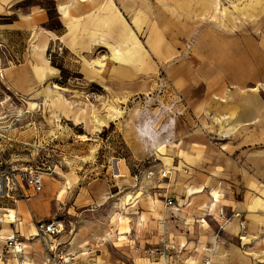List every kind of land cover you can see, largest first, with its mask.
<instances>
[{"label": "crops", "instance_id": "obj_1", "mask_svg": "<svg viewBox=\"0 0 264 264\" xmlns=\"http://www.w3.org/2000/svg\"><path fill=\"white\" fill-rule=\"evenodd\" d=\"M12 1L0 0V14ZM50 1L59 24L56 30L43 27L48 16L39 6L38 19L26 37L22 36L26 29L17 23L0 25V42L14 61L3 68L4 91L32 96L29 110L42 106L40 95L51 91L43 85L53 83L58 74L45 55L51 41L58 40L72 59L64 67L72 71L76 65L83 86L95 87L99 97L144 105L145 116L155 107V114L139 130L159 140L154 152L170 145L166 152L173 159L172 171L168 170L172 187L158 205L146 200L148 208L159 209L143 260L264 264V88L259 87L264 83V56L253 37L242 36L236 15L219 7L218 0ZM89 63L97 68L86 69ZM164 80L172 87L168 95H161ZM40 126L46 125L34 121L22 126L25 130L10 129L14 139L7 151L10 162H22L27 152L43 147L46 139ZM75 138L72 135L70 140ZM146 153L152 154V149ZM58 172L62 171L55 168L43 177L39 193L24 187L28 200H15V193L14 198L0 199L11 205L0 208L4 210L0 211V264L12 232L26 239L34 235L36 222L50 221L46 218L51 206L40 194ZM69 172L78 175L79 168L65 173ZM111 178L105 177L110 183ZM111 188H118L117 184ZM166 200H172L177 210L167 207ZM125 217L119 216L110 229L115 232L103 237L126 238L117 230L120 220H129ZM58 235L48 238L56 251L74 249L71 238L64 241ZM102 242L96 241L97 246ZM25 249L27 264L42 263L45 248L40 241L26 239ZM149 249L157 255L147 257Z\"/></svg>", "mask_w": 264, "mask_h": 264}, {"label": "rangeland", "instance_id": "obj_2", "mask_svg": "<svg viewBox=\"0 0 264 264\" xmlns=\"http://www.w3.org/2000/svg\"><path fill=\"white\" fill-rule=\"evenodd\" d=\"M218 5L227 7L236 15L242 25V36L253 37L260 54L264 56V0H218ZM37 6L48 16V22L43 27L58 29L54 5L50 0H14L7 11L0 14V25L17 23L26 29L22 33L26 37L27 31L35 26L34 22L38 19ZM33 29L37 31L39 27ZM19 38L12 37L17 42ZM70 59L62 51L50 64L58 69V74L54 83L43 85L51 91L40 95V103L44 104L35 110H29L30 105L27 104L32 96L20 87L16 89L26 93V97L12 96L4 91L0 82V126L6 123L10 128L21 126L20 129L25 130L22 126L34 121L46 125L40 126L46 139L42 143H47L49 149L54 148L53 158L49 160H53L62 172L47 180L40 197L48 201L52 209L46 220L63 224L57 238L64 241L72 239L70 247L74 249H59L61 253L74 256L79 264H147L142 252L151 238L159 208H148L146 200L158 205L165 191L171 190L172 174H168V178L158 177L162 170L172 171L173 159L166 152L170 145L154 152L159 140L139 130L143 121L155 114V107L149 108L145 116L144 105H135L131 100L99 97L95 87L83 86L76 65L72 71L64 67ZM89 64L84 67L95 70L93 66L97 64ZM6 65L5 61L0 62V68ZM8 77L11 80L13 76ZM259 87L264 88V83ZM6 96H10V100ZM68 106L84 108L81 125L73 124L65 115ZM16 118L21 121L15 122ZM70 132L77 138L70 140ZM148 149H152V154L146 153ZM66 153L72 156L66 157ZM74 167L79 168L78 175L70 173L72 171L65 173ZM148 170L153 171L149 176L145 173ZM116 173L124 178L113 177ZM136 175L137 178H134ZM109 176L114 182L105 179ZM112 183L118 188L112 189ZM137 201L133 208L126 210L127 205L132 206ZM6 203L0 201V208L11 206ZM119 216H129V220H120L117 228L118 232L126 234V238L117 240L113 234L97 246V237H103L104 233L114 229ZM137 222L143 228L137 226ZM1 244L0 240V247Z\"/></svg>", "mask_w": 264, "mask_h": 264}, {"label": "built area", "instance_id": "obj_3", "mask_svg": "<svg viewBox=\"0 0 264 264\" xmlns=\"http://www.w3.org/2000/svg\"><path fill=\"white\" fill-rule=\"evenodd\" d=\"M52 45L47 50L45 59L48 64L53 63L54 59L59 55L60 52H64L60 46L58 40H52ZM5 61L6 66L10 65V53L5 43L0 42V62ZM93 67L97 68V65ZM4 68V67H3ZM3 68H0V79L3 77ZM60 79V77H58ZM57 81V80H56ZM55 81V83H56ZM54 83V81H53ZM57 84V83H56ZM172 89L171 85L164 80V89L161 95H168ZM159 90V89H157ZM2 93L0 89V94ZM153 93L157 94V91ZM159 93V92H158ZM10 100V96H6ZM20 117V114H18ZM15 122L21 121L18 118ZM10 125L6 123L0 126V199L14 198L15 200H28V196L24 193V187L30 189L33 193H39L43 186V177L50 175L55 168L56 163H53V154L55 153L54 148H47V143H44L42 148L34 147L31 152H27L26 160L10 162L9 154L7 151L12 148V142L14 139L10 137ZM52 140V139H51ZM30 157V159H28ZM147 176L153 173L152 170L145 172ZM169 174L168 170H162L158 173L159 178H167ZM114 177V175H113ZM137 178V175L134 177ZM167 207H173L172 200H166ZM177 210L175 207H173ZM2 220L0 219V224ZM63 230V224L56 220L40 221L35 223L34 235L26 238L28 241L38 240L44 246L45 256L41 264H78L75 262L73 256L69 254H63L56 251L52 245L48 242V238H53ZM17 232H12L11 235L6 239L4 249L2 250L4 264H10L12 260L14 264H27L25 240ZM158 251L149 249L146 251V256L151 257L157 255ZM205 261V264H208Z\"/></svg>", "mask_w": 264, "mask_h": 264}, {"label": "bare ground", "instance_id": "obj_4", "mask_svg": "<svg viewBox=\"0 0 264 264\" xmlns=\"http://www.w3.org/2000/svg\"><path fill=\"white\" fill-rule=\"evenodd\" d=\"M91 68V67H90ZM11 69L13 68H10L9 70L11 71ZM84 108H76V109H73V106H69L68 107V111H65V115L69 118V120L75 124V125H80L84 122ZM114 177L116 178H119V177H122L120 174H115ZM0 211H4L3 209H0ZM121 218H126L125 216H121ZM115 232V230H110L109 233L107 234H110V233H113ZM105 234V235H107ZM105 237H99L97 238V243L99 242H102V241H105Z\"/></svg>", "mask_w": 264, "mask_h": 264}]
</instances>
